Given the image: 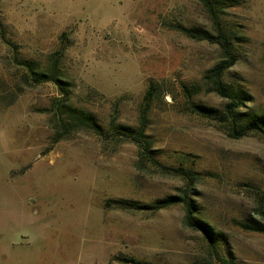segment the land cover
Segmentation results:
<instances>
[{
	"label": "rangeland",
	"instance_id": "1",
	"mask_svg": "<svg viewBox=\"0 0 264 264\" xmlns=\"http://www.w3.org/2000/svg\"><path fill=\"white\" fill-rule=\"evenodd\" d=\"M221 1L223 80L264 114V0ZM178 26L214 31L200 0H0V264H264V234L241 226L264 221V136L218 118L205 74L222 50ZM142 110L148 156L119 132ZM184 190L211 239L182 202L155 208Z\"/></svg>",
	"mask_w": 264,
	"mask_h": 264
},
{
	"label": "trees",
	"instance_id": "2",
	"mask_svg": "<svg viewBox=\"0 0 264 264\" xmlns=\"http://www.w3.org/2000/svg\"><path fill=\"white\" fill-rule=\"evenodd\" d=\"M205 7L213 26V32L206 29L195 27H183L178 26L180 30L186 36L196 39L205 40L207 42L219 45L222 50V59L219 60L211 69L206 71L205 77L210 81V90L214 91L217 95L227 100L222 112H217L218 118L223 121H230L232 125L236 126L239 136L246 135L249 132H256L264 136V114H250L242 111L241 107L244 105L246 97L242 90L233 84H230L223 80L224 74L227 70L233 66L237 60V54L235 52L236 46L234 42V35L230 29L226 27L220 13L223 11L221 0H200ZM65 36L64 33H62ZM66 37V36H65ZM64 51L62 47L59 51L61 54ZM31 79L35 82L51 81L60 85L61 81L57 78L54 72L44 73L38 72L34 69L29 70ZM152 87L147 89L144 99H148L151 94ZM62 89V88H61ZM198 113H202V109L199 107H193ZM69 121L90 128L96 133H101V127L96 123L95 119L85 114L82 110H74L68 113ZM145 112L142 110L140 116V124L137 127L123 126L120 128V134L126 139L133 141L139 147L141 152L149 155L150 143L145 133L146 127L144 123ZM114 120H111V126H114ZM180 175L186 177V179L193 180L195 173L190 169L178 168L176 169ZM182 202L186 207L185 223L189 226H193L202 230L209 239L212 238V229L210 226L192 215V200L188 197L187 191L184 190L180 196L169 195L163 199L157 200L154 204L155 208H163L172 204ZM117 204H121L123 207H132L130 202L118 201ZM261 216H264V210L259 211ZM254 218L252 221H244L241 226L246 230H252L255 232L264 234V221L260 217Z\"/></svg>",
	"mask_w": 264,
	"mask_h": 264
},
{
	"label": "water",
	"instance_id": "3",
	"mask_svg": "<svg viewBox=\"0 0 264 264\" xmlns=\"http://www.w3.org/2000/svg\"><path fill=\"white\" fill-rule=\"evenodd\" d=\"M58 94H60V90L58 89Z\"/></svg>",
	"mask_w": 264,
	"mask_h": 264
}]
</instances>
